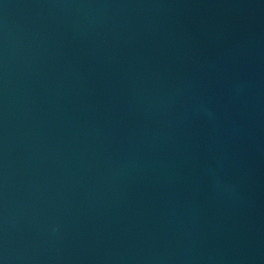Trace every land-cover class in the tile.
Wrapping results in <instances>:
<instances>
[{
	"label": "water",
	"instance_id": "water-1",
	"mask_svg": "<svg viewBox=\"0 0 264 264\" xmlns=\"http://www.w3.org/2000/svg\"><path fill=\"white\" fill-rule=\"evenodd\" d=\"M0 264H264V0H0Z\"/></svg>",
	"mask_w": 264,
	"mask_h": 264
}]
</instances>
